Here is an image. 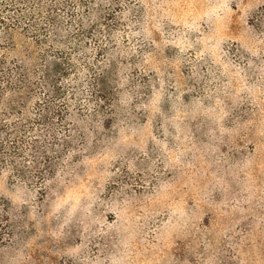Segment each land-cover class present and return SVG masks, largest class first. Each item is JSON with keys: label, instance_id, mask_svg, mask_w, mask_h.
Listing matches in <instances>:
<instances>
[{"label": "rangeland", "instance_id": "1", "mask_svg": "<svg viewBox=\"0 0 264 264\" xmlns=\"http://www.w3.org/2000/svg\"><path fill=\"white\" fill-rule=\"evenodd\" d=\"M2 213L0 264H264V0H0Z\"/></svg>", "mask_w": 264, "mask_h": 264}, {"label": "trees", "instance_id": "2", "mask_svg": "<svg viewBox=\"0 0 264 264\" xmlns=\"http://www.w3.org/2000/svg\"><path fill=\"white\" fill-rule=\"evenodd\" d=\"M10 106H13V104L10 103ZM3 218H5V214H4V213H2V214L0 215V224L3 223ZM0 229H1V228H0ZM9 236H10V233H8L7 235L4 236V235L0 232V242L5 241V240L7 239V237H9Z\"/></svg>", "mask_w": 264, "mask_h": 264}]
</instances>
